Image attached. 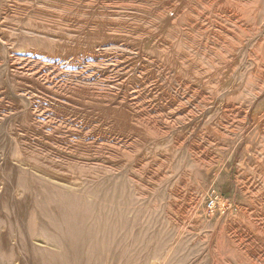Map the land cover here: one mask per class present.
Listing matches in <instances>:
<instances>
[{"label": "rangeland", "instance_id": "rangeland-1", "mask_svg": "<svg viewBox=\"0 0 264 264\" xmlns=\"http://www.w3.org/2000/svg\"><path fill=\"white\" fill-rule=\"evenodd\" d=\"M0 41V264H264V0H0Z\"/></svg>", "mask_w": 264, "mask_h": 264}, {"label": "built area", "instance_id": "built-area-1", "mask_svg": "<svg viewBox=\"0 0 264 264\" xmlns=\"http://www.w3.org/2000/svg\"><path fill=\"white\" fill-rule=\"evenodd\" d=\"M213 203H214V200L211 199V200L208 202V207L211 208V206L213 205Z\"/></svg>", "mask_w": 264, "mask_h": 264}, {"label": "bare ground", "instance_id": "bare-ground-1", "mask_svg": "<svg viewBox=\"0 0 264 264\" xmlns=\"http://www.w3.org/2000/svg\"><path fill=\"white\" fill-rule=\"evenodd\" d=\"M96 32V31H95ZM1 42V41H0ZM116 42V41H115ZM88 54V53H87ZM80 61V60H79ZM18 67V66H17ZM145 67V66H144ZM150 69V68H149ZM142 70V69H141ZM145 72V71H144ZM98 75V74H97ZM36 77V76H35ZM161 102V101H160ZM170 104V103H169ZM122 113V112H121ZM13 188V187H12ZM150 205V203H149ZM133 235V234H132ZM25 237V236H24ZM216 237V236H215ZM8 241V240H7ZM130 247V246H129ZM213 247V246H212ZM29 249V248H28ZM29 251V250H28ZM78 251V250H77ZM31 254V253H30ZM32 262V261H31ZM109 262V261H108ZM109 264V263H108Z\"/></svg>", "mask_w": 264, "mask_h": 264}]
</instances>
